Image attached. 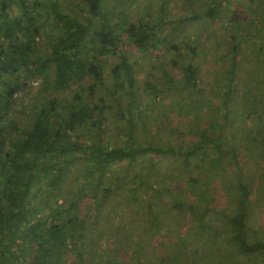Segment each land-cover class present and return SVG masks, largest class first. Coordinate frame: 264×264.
Wrapping results in <instances>:
<instances>
[{"label":"trees","instance_id":"1","mask_svg":"<svg viewBox=\"0 0 264 264\" xmlns=\"http://www.w3.org/2000/svg\"><path fill=\"white\" fill-rule=\"evenodd\" d=\"M184 1L183 14L171 17L167 0L157 4V14L148 6L137 16L131 11L134 0H0V264H144L153 243L165 242L157 233L153 243L145 240L151 239L153 223L160 234L166 232V222L153 209L166 192L174 193L172 206L183 220L222 233L211 216L196 212L195 200L180 197L178 186L165 185L172 179L163 172L169 161L158 164L163 156L183 157L184 167L193 158L206 163L216 184L223 182L217 193L236 197L235 213L225 216L226 239L245 264H264V240L249 225L251 193L264 188V0ZM254 17L259 19L249 30ZM221 19L223 34L216 40L225 50L205 62L197 37H211L205 23ZM198 22L201 32L194 36L187 26ZM127 43L146 55L160 53L141 85ZM162 51L176 53L172 62ZM156 73L161 83L151 78ZM40 78L32 115L20 110L28 115L24 121L15 114L17 97ZM160 93L180 104L178 112L193 124L195 134L184 149L182 141L173 145L174 135H186L176 121L148 128L158 112L152 108L159 107L151 97ZM111 101L119 106L114 113ZM177 110L168 107L162 118ZM110 117L119 122L114 133L124 137L121 142L115 135L116 145L105 136ZM137 120L148 129L145 141L142 135L135 141ZM109 171L119 176L105 185ZM191 180L202 185L198 177ZM148 189L154 190L152 201H141L139 194ZM206 211L216 212L213 206ZM148 214L152 218L145 221ZM132 218L139 220L129 223ZM114 221L111 238L107 229ZM177 234L172 238L186 253L188 233L180 228ZM101 238L106 247L99 246ZM173 254L177 258L178 250ZM173 254L160 258L171 264Z\"/></svg>","mask_w":264,"mask_h":264},{"label":"rangeland","instance_id":"2","mask_svg":"<svg viewBox=\"0 0 264 264\" xmlns=\"http://www.w3.org/2000/svg\"><path fill=\"white\" fill-rule=\"evenodd\" d=\"M134 2L135 3H133V5L131 6V11L134 15L137 16V15H142L143 13H145V10H148V6L150 7V10L153 11V13L157 14L160 11V7L157 4L162 2V0H143V2L141 0L140 1L134 0ZM167 2H170V5H169L170 7L167 6L168 8L167 12H169V15L171 17H176L179 14H183L184 9L186 7L185 6L186 3L184 0L179 1L180 5H177L176 3H174L173 0H167ZM237 2L239 4V3H242L243 0H236L233 2V5L237 4ZM166 4L167 3H165L164 6ZM255 6L256 5H254V7ZM227 16L228 18H230L228 14L226 15V17ZM226 17H224V19ZM256 19H259V18L254 17L253 20L249 21V24H248L249 30H253L251 26L253 24H254L253 27L255 28ZM223 23L224 22L222 21V19L219 20L217 23H211V22L205 23V24H209V28H210L209 31L212 34L211 37H208L207 39V36L204 33H202L201 35L197 37L198 40L202 42L201 46L205 52L202 58L205 60V62L206 61L213 62V59L217 55H219L221 51L225 50L217 46V40H216L217 35L220 36L221 34H223V31H222ZM199 24L200 23L198 22L194 25L189 24L187 26L190 29L191 34H193L194 36H196L195 35L196 32H201ZM180 29L183 31L184 27L182 26ZM263 31L264 29H262V32ZM172 37L173 39H171V41L177 38V36L175 35H173ZM46 39L48 38L47 37L43 38V40H46ZM133 47L134 46H132L130 43H127V49H128L127 52H130V56L135 60L133 61V63L135 67H137L136 68V72L138 76L137 81H138V84L141 85L142 83L145 82L144 75L150 72V70H152L150 67L153 66L155 59L159 58L156 56H160V53L155 52V55H151V54L146 55V53L139 52L138 50H132ZM243 48L244 50H246L245 47ZM149 55H150V59H148ZM161 55H163V59L165 58V60L172 62V60L175 58L176 53L173 51L171 54L166 55L162 51ZM144 56L145 57L147 56L148 58L147 57L145 58ZM244 57H245V54L243 52L239 56V59L241 58L240 61L245 60ZM116 59L117 57L111 58V62H113ZM141 64H143L144 66H141ZM168 67H170L171 70L172 68H174L172 66H168ZM151 78L159 79V82L160 83L162 82V75L160 73H156L154 76H151ZM42 83H43L42 78L31 81L29 88L23 91L22 93H20L17 97L15 114L16 116L23 118L24 121L28 120L27 114L32 115L31 108H32V105L35 103V101H38L39 99L38 98L37 100H35V97L38 92V89L40 88V86H42ZM145 94L147 95V92ZM144 98L149 100L148 96H145ZM151 99L154 102L157 101L159 107L156 105L152 108L158 112L156 114H152L151 116L152 120L150 119L151 124L148 125L149 130H152V129L159 130L160 125L169 126L168 120L176 121V123L179 124L178 130L183 131L186 135L185 136L174 135L176 142L173 145L181 146L180 143L178 142L182 141L183 142L182 145L184 149L186 144L190 143V136L195 134L193 133L194 131L192 130L193 124L189 125L190 118H188L186 114L178 112L179 110H177V108L180 107V104H177V102H175V105H173L171 101L169 102L170 99L165 101V98L161 95V93L159 94L158 99L155 98L154 95L153 97H151ZM109 104L112 106L111 108H112L113 113L118 111L119 106L117 104L113 103L112 101L109 102ZM168 107H170L171 109H176L177 111L172 112L170 114L171 118H167L166 116L162 118L163 114H165ZM22 109L26 110L27 112V114H25L26 117L23 113H22L23 116L20 113V110ZM242 122H245V121H239V124ZM114 123H119V122H117L116 120L114 121L112 117L108 118V130H107V133H105V136H107V138L110 137L112 145H116L117 143V138H115V135L120 136L121 142L124 139V137L120 133L119 134L114 133V126H113ZM135 127L137 131V136L134 135L136 142L137 141L140 142L138 135H142L144 137V141L146 137L150 136L149 133H146L148 132V129H144V125H142L141 121L137 120ZM159 139H160V143L163 144L164 140H162V138L160 137ZM190 160H191V165L184 167L183 157L182 158L174 157L173 159H171V157L166 158V159L164 156L161 157L158 160V162H160L158 164L162 165L166 161H169V165L167 169L165 167L167 164L163 165L161 168L166 169L163 172L168 177L167 181L168 179H172V183L171 181H169L165 183V185L167 186L174 185L175 187L178 186V192H179L178 195L180 197L183 196L186 199L189 198L192 201L195 200L194 207H195L196 212L198 214L207 213L206 214L207 216H211L212 217V220L210 222L211 225L212 226L215 225L216 228L219 227L222 233H218V235L215 234L214 233L215 229L214 231L213 229L212 231H207L204 227H201L200 224H198V221H196L195 219L190 218V219L183 220L185 215H182L181 213H179L178 209L172 206V203L174 201L173 199L175 197V195H173L174 193H171V192L163 193L162 196H164L166 199L164 198L165 200H163V197L162 199L157 198L158 201L154 203L153 209L154 211H158L160 213L161 218L166 222V225L164 226L166 232L165 234H162V233L160 234L159 231L156 230L157 229L156 227L158 226L153 223L152 231L149 232V234H151L150 238L152 240L148 239L145 241H147L148 244L153 243V240L155 241V235L157 233L159 238H163L165 242H158L157 240L153 243L154 247L152 248V254L149 255V259L147 261H144V264H166L165 262L161 260L160 257L173 254V252H176L177 250L179 252V256L175 258L173 254L171 257L172 258L171 264H189L187 263V261H189L188 258H191V259L193 258L196 261L195 264L196 263L197 264H203V263L204 264H219L220 262L221 264H245L246 261L243 255L241 253H238L235 245L231 242V240L229 241V238L226 239L229 236L230 231H229V223L228 221H226L225 216L227 214L231 215L232 213H235L236 208H234V206L236 205V201L234 199H236V197L232 195L233 193L229 196H226L223 193L222 194L217 193L216 185L222 187L223 182H217L216 184V179L214 177H210L209 175L210 172H212V170L209 167L206 168L207 165L205 162H200L198 159H194V158ZM84 164H86V162ZM197 164H200L199 168L197 167ZM175 174H177L178 180H174ZM118 176H119L118 171H116V173L114 174L111 173V171H109L104 176L105 177L104 184L107 185L110 183H117ZM192 176L199 178V184L200 183L202 184L200 185V188L193 186L194 183L191 180ZM98 177H100V175L96 174L94 177V180H95L94 182H97ZM245 178L249 181L250 185L253 186L252 182L248 179V174L246 175ZM217 180H219V178ZM224 180L226 181V178H224ZM143 188H141L140 190L142 191ZM69 189L73 190L72 188H69ZM153 192H154L153 189H148L147 191L144 190L143 192L139 194L141 198L140 200L146 202V200L148 201L149 199H151L152 201V198L150 197L153 196L152 195ZM120 193H123V192L120 190L119 194ZM195 194H197L196 197H194ZM250 199H251V209L249 211L250 228L253 232L257 233L256 236L259 237V239L264 240V188L262 189L257 188L255 191H253L251 193ZM121 203L127 204L125 202H121ZM212 206L214 210H216L215 213L211 211H206V208H210ZM150 218H152V215L148 214L144 217V220L147 221ZM118 219L119 218H115L114 220H118ZM135 220L138 221L139 218H135V219L132 218V220L128 222L133 223ZM140 223L143 225L142 217L140 218ZM182 224L185 226L184 228ZM115 227H116V223L114 221L113 225L111 227L109 226V228L107 229V232L109 231L110 228H115ZM140 227H143V226H140ZM180 228H182L183 231L185 229L186 232L188 233V236L185 239L187 240L190 248H193V249L189 248L186 253L181 252L183 249L176 245L177 239L172 238V232H174V234H177ZM102 232L103 231L100 230L101 236H102L101 234ZM107 232L104 233L106 235V238L115 237L114 236L115 233L113 234V232L111 231L108 232L110 234V237H108ZM208 232L211 234V236L208 235ZM226 232H228V234H226ZM179 236L180 235L177 234L176 237H179ZM209 237H211L212 239H210ZM106 238L100 239V242H99L100 247L107 246L105 244H107L108 241L104 240ZM131 240H132V237H131ZM125 241L126 240H121V242H125ZM166 242L169 243V247H165ZM117 243L118 242L116 240H113V244H117ZM171 248H172V251L170 252ZM196 250H198V252H196ZM200 258L202 259L200 260ZM221 259H223L224 261H221Z\"/></svg>","mask_w":264,"mask_h":264}]
</instances>
